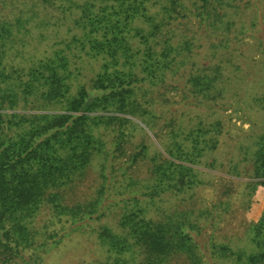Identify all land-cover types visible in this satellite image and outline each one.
Listing matches in <instances>:
<instances>
[{"label": "trees", "instance_id": "1", "mask_svg": "<svg viewBox=\"0 0 264 264\" xmlns=\"http://www.w3.org/2000/svg\"><path fill=\"white\" fill-rule=\"evenodd\" d=\"M3 4L16 12L7 20L0 7V264H40L42 252L61 240L64 225L38 241L34 221L43 206L57 223L65 219L77 227L87 218L104 217L118 202L116 195L124 193V205L134 209L124 212L123 230L102 224L98 235L115 254L114 264H169L177 251H185L191 264H204L196 238L205 211L176 209L164 220H146L144 213L166 193L196 186L201 169L194 165L264 178L262 119V131L251 130L232 144L235 153L226 166L216 152L230 144L229 129L220 118L195 110L217 105L229 94L239 105L252 95L250 105L264 108V83L253 85L239 59L248 35L264 50V0ZM49 8L59 14L50 16L56 31L49 29L52 18L40 16ZM14 51L23 54L24 66L3 62ZM174 90L180 91L177 99L168 94ZM126 143L134 150L126 167H115ZM140 159L150 162L145 184L125 174L126 185L113 188L117 170L128 173ZM93 161L99 166L97 195L69 204L61 187L80 180ZM250 184L254 191L264 180ZM225 251L228 246L219 256L227 257ZM231 254L235 264H264V213L252 222L247 245Z\"/></svg>", "mask_w": 264, "mask_h": 264}, {"label": "rangeland", "instance_id": "2", "mask_svg": "<svg viewBox=\"0 0 264 264\" xmlns=\"http://www.w3.org/2000/svg\"><path fill=\"white\" fill-rule=\"evenodd\" d=\"M8 0H0L1 12L8 15L7 20L14 19V12L6 7L3 2ZM43 11V10H42ZM53 14L56 17L58 11L49 8L48 11H43L40 15L44 19H50ZM58 17V16H57ZM55 19H51L54 23ZM51 31H56L58 25L56 23L50 25ZM62 27L61 29H63ZM244 40L248 44L240 43L239 59L244 63L247 71L251 72L253 77V85L258 87L261 82L264 83V50L262 47L256 45V40L251 36H246ZM251 44V46H250ZM14 52L8 53L3 58V62L8 65L24 66L23 54L18 56ZM30 62L27 63L29 65ZM85 73L90 74V69H85ZM251 82H247L246 87H250ZM252 86V85H251ZM257 89V88H255ZM180 91L174 90L168 92L169 96L179 98ZM229 94L226 100L218 103L217 105H200L195 110H200L199 113H206L209 117H218L222 120L224 129H229L227 134V145H221L216 152L217 158L222 160V163L227 166L226 158L235 153L232 146L236 139H242L246 133L262 131L260 119L264 121V108L251 106L252 95L246 97L248 104L243 102L237 104L234 97ZM234 99V100H233ZM234 101V102H233ZM243 101V100H242ZM187 107V105H186ZM243 107V108H242ZM181 108V110H183ZM214 112V114H212ZM138 122L141 121L134 118ZM248 119V120H246ZM256 122H253V121ZM257 121H259L257 123ZM143 124V123H142ZM163 121H159L157 128L162 129V134L166 133L167 128H161ZM159 129V130H160ZM147 135L152 139L164 155L167 153L158 143L154 133L146 128ZM252 133V132H251ZM138 135H143L138 133ZM165 136V134H164ZM138 139H133L132 141ZM115 156V167H126L127 159L130 153L134 150L133 145L125 144ZM96 161L88 167L86 174L76 182H72L66 188V202L73 204L76 202L84 203L90 201L98 193V183L100 181L97 171L99 166L95 164ZM150 162L146 159H140L138 162L132 164L128 168V173L120 172L117 170L116 178L112 179L111 186L114 188L119 187L122 182L126 185L125 174L129 177L136 178L141 184H145V180L149 178ZM201 172L197 175L198 182L196 186L188 189L182 193H166L161 201H158L154 206H148L145 211V219H159L164 220L167 213H172L173 210H192L194 215L199 211H205L204 216L201 218L199 225L202 227L201 235L196 238L199 246L202 249V260L204 264H235L234 258L231 254L232 251H237L239 248L246 246L249 238V229L252 222H258L264 213V184H258L254 191H252V182L263 181L264 178H252L243 175H234L225 170V168H208L204 166L194 165ZM249 166V165H247ZM123 167V168H124ZM116 180H120L118 183ZM117 182V183H116ZM142 185H137L142 186ZM123 189V188H121ZM112 191H115L112 189ZM121 193V192H120ZM127 194H117L116 204H111V208L106 211V215L101 219H85L81 221L78 226L71 227L69 221L63 219V222L57 223L52 218L51 211L48 207L43 206L39 215L34 221L35 229L38 230V241H42L47 235L51 234L53 227L61 228L62 233L59 234L61 240L47 251L42 252L40 264H114L115 254L109 253L107 247L102 246L99 242L98 235L101 230L102 224H108L115 230H120V221L123 219L124 212L134 209L130 205L126 206L125 199ZM206 210L208 212H206ZM56 224H54V223ZM123 230V229H122ZM121 230V231H122ZM49 239V238H47ZM222 246H228L229 251H225L227 257L219 256ZM148 251V250H146ZM27 250L26 256L30 254ZM176 255L171 256L169 264H191L192 259L189 258L185 251H177ZM16 264V263H14Z\"/></svg>", "mask_w": 264, "mask_h": 264}]
</instances>
